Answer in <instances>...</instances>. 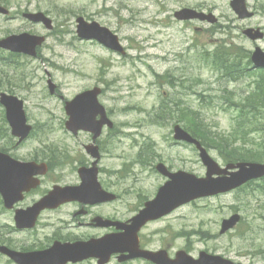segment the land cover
I'll list each match as a JSON object with an SVG mask.
<instances>
[{"label":"rangeland","instance_id":"374dc122","mask_svg":"<svg viewBox=\"0 0 264 264\" xmlns=\"http://www.w3.org/2000/svg\"><path fill=\"white\" fill-rule=\"evenodd\" d=\"M260 3L264 4V0H260ZM0 4L10 9L11 13H15L13 19L0 13V39L30 29H38L42 34L49 36L47 44L40 51V59L21 57L17 61H6L0 56V92L12 90L14 94L24 99L29 120L36 126L34 134L19 147L14 145L15 141L11 138L2 140L0 146L4 145L12 154L22 159L45 158L59 154L71 156L75 153L71 151L72 144L74 149H81L76 145H80L82 141L86 142L88 137L81 135L78 139H72L65 133L64 123L68 119L65 101L101 82L106 87L101 102L110 113L115 112L118 121L124 119L132 123L127 130H135L132 133H136L127 139L123 134H118L109 141L115 144L122 140L124 144L123 152H117L120 145L112 149V166L116 168L122 165L130 169L127 177L121 180L123 182L120 188L127 203L137 205L138 209L146 200L154 197L158 186L163 182L162 176L154 172L148 173L147 168L152 163L150 158L147 159L149 161L147 166L142 165L145 155L140 151L151 144L150 139L155 142L157 154L161 157L168 156V163L174 168L185 169L199 176L205 175L206 168L194 148L181 144L173 145L170 137L173 119L165 118H175V114L168 111L164 103L173 101L182 106L183 101H186L185 105L199 108L198 92L204 90L202 95L204 102L210 100L208 95L218 93V90L205 91L207 86L218 88L221 83L211 70V64L202 62L200 55L202 47L206 44L212 48L216 32L211 33L209 25L204 34L196 29L202 25L201 22L194 20L185 24L175 22L169 16L174 10L183 7L213 9L221 17L224 25L232 24L229 19L234 20L235 17L227 0H0ZM38 8L47 10L54 19L56 26L53 31L25 26L24 21L18 17L28 9ZM78 15L98 20L117 31L126 39V43L131 44L129 50L131 56L120 57L98 44L78 40L76 37ZM263 18L264 15L260 14L255 22L264 21ZM170 24L171 28H167ZM226 35L233 39V42L250 47L243 37L237 35L236 27ZM262 46L264 47V42ZM103 67L104 73L101 71ZM46 70L51 73L52 80L57 84V94L51 95L49 92ZM102 75L109 80L108 85L102 80ZM175 75L184 77V85L186 87L191 85L192 89L186 90L181 86L171 85L169 80L175 78ZM198 79L202 82L199 83ZM235 86L237 85L230 87ZM186 91H189V94H182L181 99L177 97L176 92ZM156 112L159 116H154ZM237 114L231 108L223 110L208 106L203 108L201 115L207 119L206 123L215 132L223 135L224 142L218 143L221 149L232 150L243 145L246 149H257L264 153V130L261 129L264 127V111L258 114L261 117L256 119H251L253 114L248 113L243 118H238ZM185 117L193 121L189 115ZM159 118L166 121L165 126L150 124L152 119ZM177 121L187 126L182 117ZM194 127L192 125L191 128ZM1 129L2 134L5 133L6 136L8 127L6 128L0 119ZM135 140L137 143H134ZM48 146L55 147V151H49ZM211 154L223 163L216 150H211ZM51 160L55 161V158ZM72 160L74 158L69 157L66 162ZM58 177L65 181L74 179V175L66 173L58 174ZM52 179L54 176L44 180L41 192L52 186ZM107 181H111L110 177ZM125 190H128L126 195ZM256 192L258 198L249 194L250 190L236 191L200 199L182 208L181 213L177 217H171L169 221L174 232L173 251L185 247L193 254L206 250L209 253L223 254L240 264H264V194L257 190ZM236 207L243 210L246 218L236 230L221 236L220 222ZM67 213H69L67 206L57 212H49L42 219L41 226L32 231V234H21L10 232L12 223L9 225V222H6L7 214L0 210L2 219L0 244L24 243L28 248H37L46 242V237L52 236L55 232L57 234L86 232L87 229L77 223L69 226L71 220H68ZM125 214H131L129 207ZM158 226L157 223L151 224L150 232L153 234ZM193 230H201L204 236L192 235ZM184 231L189 233L185 238ZM171 239L172 237L167 234H158L152 244L160 246ZM0 264L15 263L8 262L6 256L0 254Z\"/></svg>","mask_w":264,"mask_h":264},{"label":"water","instance_id":"95a60500","mask_svg":"<svg viewBox=\"0 0 264 264\" xmlns=\"http://www.w3.org/2000/svg\"><path fill=\"white\" fill-rule=\"evenodd\" d=\"M244 1L245 0H234L232 4L233 6H236V8L241 9V5L245 8ZM182 12L184 13L185 11L183 10ZM78 22V34L80 37L97 38L112 48H120L117 36L113 35L109 29L101 27L98 23L89 24L82 17L78 18ZM42 41L43 38L31 36L29 34L13 35L0 40V47L15 52H25L34 55L35 47L38 44H41ZM253 60L256 65L264 66V53L257 50ZM53 89L54 85L52 84L51 90L53 91ZM94 99L95 93L84 94L67 104V112L70 115V121L68 122L69 126L74 127L75 129L80 127L88 128V125L90 124L88 118L92 111L91 107L95 105ZM1 103L6 107L7 119L13 129V133L21 136V138H25L29 134L31 127L26 124L27 119L23 109V101L17 97L3 93L1 94ZM176 137L186 138L189 141L197 143L198 147L202 150L201 156L204 158L205 162L207 161L208 163V176L211 177L215 171V165L207 156L200 143L184 132L179 126L176 127ZM13 164L14 165H11L10 167L5 166V168L7 167L9 169H0V192L3 194L6 205L9 207L19 198V195L24 190L26 184L32 181L31 178L35 172L34 165L30 163L14 162ZM240 167L241 170L239 172L233 174V177L226 179H201L197 178L195 175L183 172L171 174V180L161 188L158 198L149 205V210L144 212L142 217L149 216V218H154L161 214V211L179 206L191 199L201 196L202 194H213L240 185L244 182L242 178L245 174L247 176H257L264 173V166L262 165L252 164L250 168H245L241 164ZM46 204V201L38 203L22 214L23 216H19L17 218L18 226H33L39 210ZM228 222L230 223L232 220ZM139 223L140 220L137 221V224ZM61 247V245L58 246L56 244L52 248V250H54L52 251L51 256H58L59 254L64 255L65 252H69L71 255L75 251L70 248H68L69 250L62 248V250L60 249ZM212 258L218 259V257ZM176 264H188L187 259L181 258ZM213 264H224V262L219 258Z\"/></svg>","mask_w":264,"mask_h":264},{"label":"flooded vegetation","instance_id":"af4514ba","mask_svg":"<svg viewBox=\"0 0 264 264\" xmlns=\"http://www.w3.org/2000/svg\"><path fill=\"white\" fill-rule=\"evenodd\" d=\"M173 17H175V12L173 13ZM257 23V24H255ZM249 27H254V28H261L264 30V24L262 22H253L252 24H246ZM115 126V125H114ZM114 129V128H113ZM109 129H105V132H103L104 134H102L101 138H99L98 140H96V144L99 146L100 148V152H101V157L98 160L99 163V180L101 181V184L103 186L104 189L111 191L109 185L107 183H105L104 181H102L101 178V174L102 172H107L110 168V166H104L105 168H103L102 164L105 160V154L104 151L106 149V144L103 141V137L108 134ZM82 132H80L78 135H76V137L80 136ZM91 138V135H90ZM80 157V155L77 156V159ZM34 160L37 161H42L38 158H33ZM31 160V159H29ZM45 160H47V162L50 163V161L46 158ZM78 164H74V165H68L66 167H63L61 172L62 173H66L69 175H76V170L80 167V166H89L93 163V159L88 155L85 157L84 161H77ZM45 178H42V182L40 187H42L43 183H44ZM75 183H77V181H73V183H64L63 185L66 184H72L75 185ZM39 188V187H38ZM35 189V190H31L29 193H27L25 195V199L19 203L16 207H21V208H26L29 205L33 204L38 198V194L41 196L43 194L46 193V191L41 192V189ZM48 191V189H47ZM117 198L115 199V201H118V199L120 198L119 195H116ZM109 203L111 202H102V203H98V204H94L92 206H83V204L78 203V202H71V203H67L65 205H62L61 207L55 209V210H45L44 212L41 213V215L39 216V219L43 216H45L46 214H48L50 211H59L60 209H62L65 206H70L72 207V213L71 216H69L68 220H72V221H76L78 220L81 225L87 227L89 230L82 233L79 236H76L75 238H73L72 240L75 239H81V240H89L91 238L94 239H98V238H102L105 234L114 231L113 228H109V229H105V227L101 226L97 221V217H102V218H113V219H119V220H123L121 219L123 216L121 214H119V212L117 210H112L109 209ZM70 209V208H69ZM139 210V209H138ZM7 213H11L12 218L14 217V211H6ZM164 219V218H163ZM161 221V220H159ZM72 223L70 222L68 225H71ZM65 236V235H62ZM61 241H67V239H61L59 238ZM152 239L153 236H149L148 239L146 240L142 235L140 236V242H141V248L142 249H147V250H152V251H158V250H165L167 252V255L171 258L175 257V252L171 251L173 249V243L172 242H168L167 245H161V246H154L152 244ZM119 256H125V254L123 255H118V254H113L110 258V261L108 264H130L132 262H136L139 264H154L148 260L142 259V258H136L133 260H125L127 262L121 261ZM85 261L88 262H94V264H99L98 259L96 258H89ZM83 261V262H85ZM81 262V263H83ZM68 264H73V263H68ZM79 264V263H76Z\"/></svg>","mask_w":264,"mask_h":264},{"label":"trees","instance_id":"16d2710c","mask_svg":"<svg viewBox=\"0 0 264 264\" xmlns=\"http://www.w3.org/2000/svg\"><path fill=\"white\" fill-rule=\"evenodd\" d=\"M259 89L261 90L262 94L259 93H255L254 94H250V96L247 98V105L250 107H255L256 105H259L260 101L264 100V85L259 86ZM240 110V117H242L241 114L246 113L245 109H239ZM258 109H247V112H255ZM189 115L190 117L193 118V121H191L190 124V130L192 131V133L194 135H196L197 137H199L201 139V141L203 142V144H205L206 146H216L217 148H220L218 143L221 144L222 142H224V138L221 136L215 137L214 133L212 132V130L204 123V121L200 118V116L198 115L199 113L193 109L189 110ZM192 125H194V128H191ZM221 149V148H220ZM225 149V147H224ZM228 153H230L231 155H237L236 157L243 159V158H249L247 155L248 154H240L235 150H224ZM252 158H255L254 156ZM251 159V158H249Z\"/></svg>","mask_w":264,"mask_h":264}]
</instances>
